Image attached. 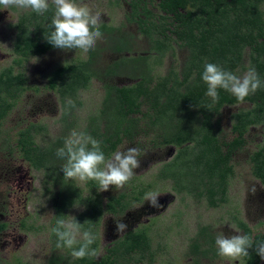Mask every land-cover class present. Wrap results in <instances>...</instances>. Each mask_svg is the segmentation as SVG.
Returning <instances> with one entry per match:
<instances>
[{
    "label": "trees",
    "instance_id": "obj_1",
    "mask_svg": "<svg viewBox=\"0 0 264 264\" xmlns=\"http://www.w3.org/2000/svg\"><path fill=\"white\" fill-rule=\"evenodd\" d=\"M130 8V18L137 22L141 34L150 43L147 56L123 57L101 70L98 60L103 49L95 47L88 52L87 59L55 69L49 76L48 88L58 94L66 121L79 103V94L87 90L94 79L103 82V104L97 117L91 119L95 126L88 134L101 141L105 156L110 157L125 141L154 135V147L178 149L174 158L160 167L158 178L170 180L176 193L205 200L210 208H218L228 202L230 180L234 176L231 162L235 153L245 147L246 133L250 127L264 126V87L243 102L250 103L252 108L232 115L235 136L226 142L221 140L219 126L214 120L224 107L240 102L229 92L218 89L219 100L213 103L205 95L207 85L202 80V73L205 63L218 64L234 73L246 71L251 66L264 81V0H130ZM54 12L55 6L50 3L49 11L43 15L30 10L19 17L15 25L14 65H22L32 56L56 49L44 38L50 32L48 25ZM100 30L103 37L113 41L110 50L121 54L131 51L128 39L117 38L119 29L102 24ZM173 43L188 51L186 63L180 72L170 69L166 75L156 76L154 70L158 61L172 50ZM247 50L249 64L246 67ZM129 64L131 71L122 73ZM126 73L135 79V84L118 87L108 82ZM25 84L24 74L15 73L13 66L0 72V136L3 122L23 94ZM67 98L75 102V107L68 106ZM41 128L31 124L20 131L17 148L22 158L33 169L44 172L47 183L53 184L56 216L66 215L76 205L85 206L84 212L76 218L81 224L91 221L84 228L91 227L96 234L97 239L91 247L98 250L97 227L103 207L95 195L97 184L86 182L95 196L85 197L75 182L65 181L61 171L64 161L56 155V150L64 146L65 137L41 147L34 140ZM250 163L254 177L264 185V143L251 154ZM144 193L143 189L134 198L140 200ZM124 199V195L119 199L112 198L107 204L108 211L122 214L130 206ZM234 221L253 240L250 255L234 264L264 262L255 251V244L264 242V229L253 235L244 221L238 217H234ZM55 222L54 217L51 229ZM6 228L7 225L0 222V233ZM147 232V229H139L127 234L101 260L96 257L73 259L71 250L56 247L57 237L52 232L53 250L66 251L71 258L69 264H137L146 259L152 264L155 251ZM201 247L194 245L193 252L204 256L209 250ZM61 263L58 256L49 261V264Z\"/></svg>",
    "mask_w": 264,
    "mask_h": 264
},
{
    "label": "rangeland",
    "instance_id": "obj_2",
    "mask_svg": "<svg viewBox=\"0 0 264 264\" xmlns=\"http://www.w3.org/2000/svg\"><path fill=\"white\" fill-rule=\"evenodd\" d=\"M87 4L93 11L99 10L103 23L120 30L117 38L130 41L131 51L116 53L110 50V38L104 36L96 47L103 49L98 60L101 70L123 57L147 56L150 43L141 34L136 21L130 18V0H78ZM51 3V0H50ZM156 4V3H155ZM154 8V6L152 5ZM30 10L10 8L0 10V72L13 66L15 73H23L26 78L25 90L3 122L0 136V222L7 228L0 233V264H49L53 256H58L61 264H69L70 256L63 250L54 251L51 222L54 217L52 201L53 184L47 183L44 172L33 169L21 156L17 148L18 134L31 124L42 128L35 134L37 145L46 147L60 137H67L72 130L88 134L94 127L90 121L99 114L105 91L103 82L94 79L90 87L79 94V103L72 115L63 119V109L58 94L48 88L51 73L68 63L88 58V52L54 49L40 56H32L22 65H14L16 56L13 52L16 36L15 25L24 13ZM156 13L157 11L154 10ZM101 24V25H102ZM116 38V39H117ZM172 50L158 61L154 74L166 75L170 69L180 72L188 57V51L174 44ZM249 50L246 52L245 66L249 64ZM37 58V62L33 60ZM122 73L131 71L130 64ZM245 70H238L242 74ZM114 86L126 87L136 83L128 73L120 74L108 80ZM252 108L250 103L224 107L215 118L219 126L220 138L229 142L232 133V115L240 110ZM38 117H40L38 119ZM152 136H140L133 142L125 141L118 149L138 147L140 167L136 175L121 190L111 186L107 192L96 191L105 207L109 198L118 194L138 196L145 190L141 201L135 202L126 215L113 217L107 211L103 215L98 231V257L100 260L107 249L126 232L137 227H148L157 257L152 264H234L217 254L215 236L218 232L226 235L243 233L234 221L238 217L252 230L253 235L263 232L264 223V185L254 177L250 156L264 143V126H254L246 134V145L237 151L232 159L234 176L230 180L228 202L218 208H210L205 200L198 201L173 190L170 180L158 178L160 167L171 161L177 153L173 146L154 147ZM10 147H15L12 149ZM117 149V150H118ZM84 196L92 193L86 183L75 182ZM255 187L253 193L251 188ZM157 191L160 207H152L144 200L147 192ZM94 193L92 197L95 196ZM85 206L76 205L66 215L77 217ZM150 217L149 219H146ZM127 225L125 233L118 235L116 222ZM200 244L206 255L193 251L194 245ZM146 264V263H142ZM264 264V262L260 263Z\"/></svg>",
    "mask_w": 264,
    "mask_h": 264
},
{
    "label": "clouds",
    "instance_id": "obj_3",
    "mask_svg": "<svg viewBox=\"0 0 264 264\" xmlns=\"http://www.w3.org/2000/svg\"><path fill=\"white\" fill-rule=\"evenodd\" d=\"M51 4L55 6V12L48 25L50 32L45 35V40L56 49H75L84 53L94 50L97 42L103 39L100 30L103 23L101 12L93 11L87 4L78 0H51ZM13 7L43 15L49 11L50 0H0V10ZM33 60L37 62V58L33 57ZM202 80L207 85L205 95L211 98L213 103L219 100L218 89L229 92L238 102L243 103L247 97L264 87V81L251 66L242 74H237L218 64L205 63ZM67 104L69 107H75L71 98H67ZM56 155L64 161L61 171L65 181H95L99 192H107L111 186L116 190L123 189L136 175L135 170L140 167L138 147H128L123 151L118 149L110 157H106L101 148V141L76 130H72L65 138L64 146L56 150ZM251 191L255 193L256 188L252 187ZM160 195L157 191H150L145 194L144 200L150 202L152 207H160ZM46 215L56 218L52 232L57 237L58 249L71 250V257L76 260L98 257V250L91 247L97 236L91 227L84 228V225L90 224L91 221L81 224L73 215ZM126 229L127 225L117 220L118 235L122 236ZM236 233L228 236L224 232H218L215 236L217 254L229 261L248 257L249 250L253 248L252 237L238 231ZM255 251L260 259L264 260V242L255 244Z\"/></svg>",
    "mask_w": 264,
    "mask_h": 264
},
{
    "label": "flooded vegetation",
    "instance_id": "obj_4",
    "mask_svg": "<svg viewBox=\"0 0 264 264\" xmlns=\"http://www.w3.org/2000/svg\"><path fill=\"white\" fill-rule=\"evenodd\" d=\"M250 128H252V127H250ZM249 128V129H250ZM248 133V132H247ZM246 133V134H247ZM246 136V135H245ZM139 193V192H138ZM125 196V199L124 200H126V201H129L130 202V206H128L127 207V209L122 213V214H116V213H112V212H110V211H108V209H107V204L110 202V200L113 198V199H119L121 196ZM144 195V194H143ZM142 195V196H143ZM141 196V197H142ZM136 197V196H135ZM140 202L141 200H137V199H135L134 197H132V196H130L129 194L127 195V194H118L117 196H114V197H111V198H109L108 200H107V202H106V205H105V207H103V214H102V216H101V219H100V224H99V226L97 227V229H98V231H99V228H100V225H101V220H102V217H103V215H104V213H105V211H107L110 215H112L113 217H116V216H118V217H122V216H124V215H126L127 214V212L130 210V208L132 207V205H134L135 204V202ZM75 207V206H74ZM73 208V207H72ZM71 208V209H72ZM70 210V209H69ZM68 210V211H69ZM67 211V212H68ZM84 212V211H83ZM67 214V213H66ZM81 214V213H80ZM79 214V215H80ZM78 215V216H79ZM139 229H147L148 230V234L150 235V233H149V228L148 227H144V226H141V227H137L136 229H134V230H130V231H128V232H126L122 237H120V238H118L108 249H107V251H106V253H105V255L102 257V258H104L107 254H108V250L110 249V248H112V246L114 245V244H116L118 241H120V240H122L127 234H129V233H132V232H135V231H137V230H139ZM150 237H151V235H150ZM152 239V238H151ZM99 242V241H98ZM99 244V243H98ZM152 247H153V250L155 251V257H154V261H155V259H156V257H157V250H155V248H154V245H153V239H152ZM202 248V247H201ZM66 252V251H65ZM67 253V252H66ZM68 254V253H67ZM97 258V257H96ZM101 258V259H102ZM100 259V260H101ZM98 260V259H97ZM154 261H153V263H154ZM142 263H146V264H150V262L149 261H147V259L144 261V262H142ZM142 263H137V264H142Z\"/></svg>",
    "mask_w": 264,
    "mask_h": 264
}]
</instances>
